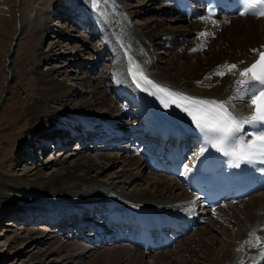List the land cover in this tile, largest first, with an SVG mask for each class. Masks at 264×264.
<instances>
[{"label":"bare ground","instance_id":"6f19581e","mask_svg":"<svg viewBox=\"0 0 264 264\" xmlns=\"http://www.w3.org/2000/svg\"><path fill=\"white\" fill-rule=\"evenodd\" d=\"M149 1L155 4L160 0H147V2L140 0L127 4L122 3L121 0H100L103 7L106 5L107 9L115 8L117 13L115 16L119 20L117 29L120 30L122 38L117 36L114 38L113 44L110 43L107 34L99 26L101 18H105L103 13H100V11L103 12L102 10H92L87 6V2L83 1L84 5L77 7L74 11V14L78 15L74 22L76 28L81 30L80 22L88 17L90 23L95 27L86 29V31L95 35L97 32L105 34L103 37L105 39L103 41L104 48L96 44L102 50L97 52L96 57H93L96 51L94 52V48H92L94 55L88 57L87 62H90L91 66H96L106 61L104 59L99 63L106 52L110 55L109 74L106 71L105 76H102L99 82L98 80L94 82L95 85L87 91L89 97L78 92L82 100L73 103L70 91H67L66 80L63 79L64 77L60 78V76H64V72L62 73L59 66H67L66 61L68 60L70 63L79 61L74 55L69 54L68 57L64 55V58L67 57V60H64L65 63L59 66L53 65L46 73L35 71L34 77L38 80L39 85L38 92H34V89L27 92L24 89L26 104L24 103L22 106L19 104L20 101L14 100L13 102L16 112L24 114L27 122L25 121V125H23L24 130H20L17 136L14 132L12 137H24L19 148H28L26 154H30L31 149L52 139L60 142L57 146L61 147V141L67 139L68 136L83 140L80 148L83 149L87 147L85 142L89 140H86L85 136L87 137L89 134L91 138H97L96 143L100 144L99 147H103V149L115 148L122 151V156L111 157L105 155L106 153L102 154L101 164H98L96 170L94 158L89 154L76 158L74 163L67 164V158L61 160L64 155L62 153L58 158H55V161L60 164L59 173L53 172L48 180L39 184L29 183L24 180L23 176L15 174L16 171L12 167L13 161H9L8 169L0 171L1 214L8 216L12 214V210L19 211L21 213L19 216L31 217L30 219L24 218L26 221L32 222L33 219H39L42 215H47L46 219L56 216L71 218L74 213L68 211L74 209L77 214L82 216L85 212L90 211L92 216L103 214L105 219L124 223L129 214L131 216L141 215L151 210L154 213L160 212L163 215L175 217L178 216V211L183 209L188 214L193 213L199 221V225L196 226H191V223H188L190 229H197L193 239L184 240L181 238L173 248L148 253L140 251L131 240L127 239L130 236L128 232L115 229V233L112 234V230L108 231L100 226L97 231L94 230L95 233L89 234L93 235L91 238H95V242H85V246H81L83 250L87 249V252H92L97 247L96 242L102 244L104 238L113 240V235L120 236L123 242L115 244L111 249H103V252L95 253V258L87 264H123L124 262L127 264H180L179 261H183L185 264H195L196 262H192L194 259L200 262L198 264H241V262L255 264L261 259L260 263H262L264 257L261 253H264V248L256 247V241L250 237V234L255 233L260 237L261 242H264V193L253 195L248 200L240 201L236 205L227 204L224 206V210L221 207L216 210L202 208L198 202H194L193 209L190 208L189 202H185L194 201V197L185 190L182 182L176 177H166L164 174L156 172L159 169L151 166L153 156L146 152L149 148L146 145L139 147L143 137H145V141L156 131L162 132L167 127H171L173 123L169 116L165 115L136 89L131 81L129 69L139 66L157 81L196 96L217 101H228L232 98L231 104L235 106V114L239 116L251 115L252 108L247 103L248 97L258 90L259 85L247 86L249 91L238 96L235 82L240 79L239 70L251 66L259 58L258 52L253 50L264 51V18H234L219 15L217 21L212 22L214 18H209L204 15L203 11L198 10L195 16L188 19L179 14L174 0H167V3L158 8L168 15L174 13L173 21L178 22L174 24L175 26L178 24L175 29L179 31L172 36V39L177 40L180 44V47H176L167 38L168 32L165 26L167 18L151 17L148 20H142L137 27L129 22V17L134 13L142 14L144 12ZM16 4L17 0H14V8H16ZM53 10L55 8L47 10L46 13H51ZM62 10L63 14L67 13L64 9ZM54 13L52 14L54 15ZM33 24L37 25L36 28L43 26V23ZM180 32H182L183 39ZM201 33L209 35L201 36ZM184 37L188 38L184 39ZM89 39L91 36H88ZM107 44L110 48L107 47ZM168 44H170L169 48L178 51L169 53L172 58L161 63L152 49L156 45L167 47ZM96 45L94 44L95 47ZM190 53L194 60L183 66L180 62L181 58L186 56L185 54L191 57ZM50 58V54L40 55L31 61L39 65ZM226 64H237L236 74L216 75L215 73L218 71H227L220 67ZM8 80L6 78L5 83H9ZM85 81L92 85L91 78ZM4 85L6 88L7 84ZM1 95H4L3 90ZM67 101H71L70 104L73 106H70ZM132 118L135 119V122H132ZM28 121L32 123H28ZM76 124H80L81 130H86L88 133L83 132L82 134L79 132L80 129L71 127ZM80 134L81 136L78 137L77 135ZM6 136L3 139L7 140ZM52 142L55 141L52 140ZM120 142L121 144H118ZM64 147L66 146L64 145ZM118 161L123 162L126 166V168L123 167L120 174L124 178L121 180L123 183L131 181L134 177H131L134 173L127 167L136 168L139 164L138 169L142 168L143 171L152 169L155 170L154 173L160 175L150 177V186L142 189L134 187L125 190L117 184L110 186L99 182L98 175L105 171L106 166L116 164ZM32 169L34 170V168ZM36 169L39 171L40 168L36 166ZM95 171L97 174L92 175L91 173ZM24 199L28 203L32 202L23 207L27 209L28 206H32L29 207V210H18L13 207ZM49 205L54 206L55 209H51V211L48 208ZM185 205L188 206L187 209L183 208ZM27 213L31 215H25ZM32 216L34 217L32 218ZM43 232V230H37L36 233L29 231L30 236L27 238L32 239L33 243H42L41 241L45 240ZM84 235L66 233L64 238L57 236L48 248L52 247L50 249L53 251L61 250L63 247L67 249L80 248L77 241L71 243V239L74 236L83 237ZM110 236L112 238L107 239ZM69 240L70 243H68ZM85 240L88 239L85 238ZM245 241H249V243L244 244ZM55 242H57L56 245ZM215 243L218 250H213L216 246ZM237 249L241 250L237 251ZM75 252L77 251L75 250ZM79 252L77 255H83L84 251ZM203 252L204 254H202ZM187 255L192 260L186 257ZM149 256L151 258H148Z\"/></svg>","mask_w":264,"mask_h":264},{"label":"rangeland","instance_id":"374dc122","mask_svg":"<svg viewBox=\"0 0 264 264\" xmlns=\"http://www.w3.org/2000/svg\"><path fill=\"white\" fill-rule=\"evenodd\" d=\"M13 1L14 0H0V171L8 169L7 165H9V161H13L12 167L16 171L15 174H19L21 177L23 176L24 180L29 183L39 184L48 180L53 172L59 173L60 164L58 161H55V158H58L62 153H64V155L61 160L67 158V164L74 163L73 161L77 160L78 157L80 158V156L82 157L85 154H89L94 158L93 160L95 162L94 165L96 170L98 169V164H101L102 159H100V157L102 154L106 153L105 155H110L111 157L122 156V151H118L115 148L108 147L103 149V147H99L100 144L96 143L97 139L91 138L89 135L87 137L85 136V139L89 141L85 142L87 147L83 149H80L83 140L81 141L75 137L69 138V136L67 139L61 141V147L57 146L60 142H56L55 139H52L55 142L50 140L40 144L42 146L38 145L36 148L31 149L30 154H26L28 148H19V144L23 141L24 137L19 136L14 138L12 137V134L16 132L17 136L18 133H20V130H24L23 125H25L26 118L23 116L24 114L16 112L14 108L15 103L13 102L14 100L20 101L19 104L23 106L24 103L26 104L25 90L31 92L32 89H34V92H38L39 85L38 80L34 77L35 71L39 70L46 73L53 65L59 66L60 64L65 63L64 60H67L69 54L74 55L79 59L78 62L75 61L76 63H70L68 60L66 61L67 66H59V69L62 70V73L64 72V76H60V78L64 77L63 79L66 80L68 85L67 91H70V96L72 100H74L73 103H77L82 100V97L78 95V92H81L83 96L89 97L87 91L95 85L94 82L97 80L99 82L102 79L101 77L105 76L106 71L107 74H109L110 55L106 52L101 57L99 63L104 59H106V61L96 66H91L92 64L87 62L88 57H92L95 51L96 54L93 57H96L97 52L102 50L101 48H104L103 41L105 40L103 38L105 35L104 33L97 32L95 35L94 33H88V31H86V29L94 27V24L90 23L88 17L87 19L85 17L84 20L80 22V25L82 26L81 30L74 25L76 17H78V15L74 14L77 7L83 6L86 1L87 6L93 10L92 6H90V0H17L16 8L13 7ZM121 1L122 3L127 4L132 2L136 3L140 0ZM145 2H147V0H145ZM151 2L152 1H149L142 14L134 13L130 16L129 18L131 21L129 19V22L131 25L137 27L138 23H141L142 20H148L151 17L158 16L165 17L168 19L165 25L168 32L167 38L171 40L172 45L180 47L178 41L172 39V36L179 31L175 29L178 27V24L176 26L174 25L178 22L173 21L172 17L174 15H168L166 12H163L158 8L167 3V1L160 0L155 4ZM53 4H55V7H53ZM101 4L100 10L103 12L100 11V13H103L105 18H101L102 20L99 21V26L101 27V30H104L107 34L110 43L113 44L114 38L117 36L122 38L120 30L118 31L117 29V22L119 21L115 17L117 13L114 10L115 8L107 9L106 5L103 7V4ZM54 8L55 10L51 13H46L47 10H52ZM62 9L67 13L63 14ZM53 12H55L54 15L52 14ZM171 19L172 21H170ZM33 23H43V26L36 28L37 25H34ZM85 36L86 38H84ZM88 36H91V39L88 40ZM180 36L183 39L182 32H180ZM37 37H39V39H36ZM187 38L184 37V39ZM94 44H97L101 48L97 45L95 47ZM169 45L170 44H168L167 47H164V45H156L152 49L154 50L155 55L157 54V58L160 59L159 61L161 63H165L166 60L172 58L169 53L178 51L177 49L169 48ZM107 47L110 48L108 44ZM92 48H94V52L92 51ZM47 54L51 55L49 60L41 62L39 65L33 63L34 57ZM64 55L67 57L64 58ZM185 55L186 56L182 57L180 60L183 66L194 60L192 54L191 57L190 55ZM184 60L185 62H183ZM6 78L9 79V83H5ZM89 78L93 80L92 85L91 83H88V81H85ZM4 84H7L6 88H4V86H6ZM2 90L4 95H1ZM70 102L71 101H67L70 106H73ZM27 103H30V101H27ZM131 120L132 122H135V119L132 118ZM29 122L30 121H28V123ZM80 126V124H76L71 127L81 130L82 127ZM4 136L8 138V141L3 139ZM77 136L79 137L81 134ZM64 145L66 147H64ZM88 146H90V148H88ZM124 165L125 164L120 161L113 165H107L105 171L98 175L99 182H103L110 186L112 184H117V186L125 190L134 187L135 189H142L150 186V177H157L154 175H160L152 172L150 169H145L144 171L142 168L138 169L140 166L139 164L136 168L130 169L127 167L134 173V175H132L131 172L130 176L132 175L131 177H134L131 181H125L123 183L121 180L124 178H122L123 176L120 174L123 171V167L126 168ZM36 166L40 168L39 171L36 169ZM32 168H34V170ZM129 170L128 172L130 173ZM91 174L96 175L97 172L95 171ZM29 203L24 199L13 205V207L18 210L23 209L27 211L29 210V207L31 208L32 206H28L27 209H24L23 207L30 205ZM48 208H50V210L55 209L54 206L50 205ZM68 212H73V209ZM20 214L19 211L12 210L11 215L5 216L1 214L0 210V264H87L90 261L92 262L95 258V253L103 252V249H111L115 244H122L123 242L118 236H116L117 238L114 240H102V244L96 242V249H93L92 252L89 251L90 253L87 252V249L83 250L81 248V246H85V242H95V238H91L93 235L89 234L93 233L94 230L97 231L98 227L103 226L105 230H112L109 227L110 225H108L107 220L104 219L103 214L92 216L90 211H87L82 216L74 212L71 218L63 216L64 221L62 222H56V217L60 218V216L54 218L47 217L46 219L45 216L47 215H42L41 218H39L42 220L33 219L32 222H28L25 218L29 217L24 216V218L19 216ZM25 215L31 214L27 213ZM33 217L34 216H32V218ZM84 228L85 230H83ZM37 230L44 231L43 236L45 235V240L41 241L42 243H33L32 239L27 238L30 236L29 231L36 233ZM196 232L197 229L184 236V240L193 239ZM66 233H75L76 235L85 234L83 237L74 236L71 239V243L77 241L76 243L79 244L80 248L67 249L66 247H63L61 250L58 249L56 251L50 249L52 247L48 248L55 240V237L61 236V238H64L66 237ZM36 235L37 234H35V236ZM24 238L26 239L24 240ZM85 238L88 240H85ZM68 243H70V240ZM54 244L56 245L57 242ZM215 245L216 246H214L213 250H218L216 243ZM75 250L77 252H75ZM79 251H81V253L84 251L83 255H77V253H80ZM202 254H204V252ZM76 257H81L82 259ZM186 257L190 258L188 255ZM148 258H151V256ZM41 259L43 260L42 262ZM192 262H196L195 264L200 263L199 261H196V259L192 260ZM125 263L126 262L123 264ZM179 263L185 264L183 261H179Z\"/></svg>","mask_w":264,"mask_h":264},{"label":"snow or ice","instance_id":"6c2138e0","mask_svg":"<svg viewBox=\"0 0 264 264\" xmlns=\"http://www.w3.org/2000/svg\"><path fill=\"white\" fill-rule=\"evenodd\" d=\"M90 2L94 10H100V0H90ZM240 2L243 10L239 12V15L245 16L251 13L264 17V0H240ZM257 8L259 11L255 10ZM200 35L207 36L209 34L201 33ZM253 51L258 52L259 58L251 66L239 70L240 79L235 82L238 96L249 91L247 86L259 85L258 90L248 97L247 103L252 108V114L248 116L235 114V106L231 104L232 98L228 101H217L189 96L163 87L149 79L139 66H136L135 70L129 69V71L137 88L145 92L151 91L154 96L159 94L160 102L165 108L175 106L181 109L191 119L199 134L206 138L205 143L219 152L232 156L236 161V167H239L241 163L251 164L255 161L264 163V131L251 139H245L240 135L244 132L246 125L264 128V51L257 49ZM220 67L227 71L216 72L215 74L219 76L235 75L238 70L237 64H226ZM206 150L205 147L204 151ZM250 237L256 241V247L264 248V242H261L260 237L255 233H251ZM248 243L249 241L244 242V244ZM240 250L237 249V251ZM261 255L264 257V253Z\"/></svg>","mask_w":264,"mask_h":264}]
</instances>
